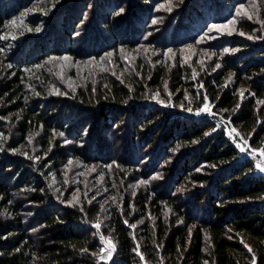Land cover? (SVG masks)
I'll list each match as a JSON object with an SVG mask.
<instances>
[{
    "label": "trees",
    "instance_id": "trees-1",
    "mask_svg": "<svg viewBox=\"0 0 264 264\" xmlns=\"http://www.w3.org/2000/svg\"><path fill=\"white\" fill-rule=\"evenodd\" d=\"M36 1L0 0V49ZM42 1L0 78V264H264V173L217 123L264 150V0Z\"/></svg>",
    "mask_w": 264,
    "mask_h": 264
},
{
    "label": "rangeland",
    "instance_id": "rangeland-1",
    "mask_svg": "<svg viewBox=\"0 0 264 264\" xmlns=\"http://www.w3.org/2000/svg\"><path fill=\"white\" fill-rule=\"evenodd\" d=\"M52 6L49 4L47 5L42 0H37L36 2H32L28 7H26L19 15L13 17L12 19L5 22L4 26L5 29L3 33L1 34V38L3 42L5 43L4 47L0 49L1 57L6 60L4 63L0 65V78L5 75V73L8 72L11 66V56L13 55V52L16 48L20 47L24 41V39L28 38L29 36H37L42 31V22H37L36 25L30 26V23L32 22L35 14L43 13L45 14L47 11H51ZM15 22L13 24L12 22ZM29 27H32V29H28ZM39 28V31H36V29ZM192 51H189L187 56H191ZM47 68V64H41L38 66L35 70H33L31 73L27 74V77L30 80H35L39 76V71L42 68ZM36 97V88L34 85H30L26 92L21 97L20 101L23 103H27L28 101L33 100ZM158 104L162 105L165 108H170L174 106L173 101L168 102H159ZM184 106H187V104H183L179 106V108H183ZM209 107V106H208ZM184 109V108H183ZM182 110V109H181ZM214 113L212 112L211 108L209 107L208 112H200L199 116H205L209 117L212 116ZM198 115V114H197ZM15 116H19V114L16 112ZM11 117L6 116V118ZM241 134V137L237 138V140L240 142L241 145L245 146L246 144V138ZM233 142V141H232ZM234 143V142H233ZM26 150V146L22 145L19 147L20 152H24ZM84 171H87L88 168L86 165H84ZM82 168V169H83ZM82 171V172H84ZM90 173L94 172L95 169H90ZM91 175H87L86 179L91 180ZM96 188L94 189V198H98L100 203L103 205L110 204L114 201L115 196L111 192V188L108 187L102 180L100 174H97L96 177ZM63 190V189H61ZM76 195V194H75ZM113 247L111 246V243H108V240H105L103 245V251H102V259L109 262L112 259L113 256ZM110 253V255H109Z\"/></svg>",
    "mask_w": 264,
    "mask_h": 264
},
{
    "label": "built area",
    "instance_id": "built-area-1",
    "mask_svg": "<svg viewBox=\"0 0 264 264\" xmlns=\"http://www.w3.org/2000/svg\"><path fill=\"white\" fill-rule=\"evenodd\" d=\"M217 123L221 124L224 127L227 136L234 142L236 148L244 157L248 158L250 162L255 166L257 165V163H260L262 166H264V156L260 154L261 152H264L263 149L252 147L248 143L247 139L245 146L241 145L237 140V138L241 137V132L229 119L220 118ZM233 129H235V132L232 131ZM237 133H239V135H237ZM241 147H243L245 151L241 152Z\"/></svg>",
    "mask_w": 264,
    "mask_h": 264
},
{
    "label": "snow or ice",
    "instance_id": "snow-or-ice-1",
    "mask_svg": "<svg viewBox=\"0 0 264 264\" xmlns=\"http://www.w3.org/2000/svg\"><path fill=\"white\" fill-rule=\"evenodd\" d=\"M169 10H171V9L169 8ZM239 14H240V13H238V15H239ZM248 18L251 19L250 16H249ZM12 23L15 24L14 21H13ZM153 23H156V21L154 20ZM229 23H232V21H230ZM226 27H227V25H223V26L213 25V26H212V29L220 30L221 28H226ZM39 30H40L39 28L36 29V31H39ZM229 34H230V33H229ZM249 38L251 39V37H249ZM227 51H228V49H225V52H227ZM169 52H171V49H169ZM109 55H111V54H109ZM217 67H219V65H217ZM261 103H264V101H262ZM208 111H209V107H208V105L206 104L202 109H200L199 112H197V114L199 115L200 112H208ZM232 131L235 132V129H233ZM237 135H239V133H237ZM238 147H239V145H238ZM240 150H241V152L245 151V149H244L243 147H241ZM260 154H261L262 156H264V152H261ZM256 167H257L261 172H264V166H262L260 163H257ZM94 227L99 228V225H94ZM102 239H103V238H102ZM108 243L110 244L111 242L108 241ZM245 247L248 248L247 245H245ZM248 251L251 252L252 249H251V248H248ZM109 255H110V253H109ZM252 264H255V258H254V257H253Z\"/></svg>",
    "mask_w": 264,
    "mask_h": 264
}]
</instances>
